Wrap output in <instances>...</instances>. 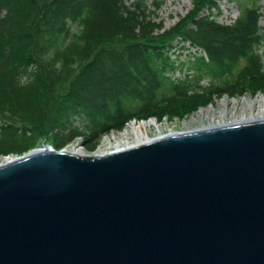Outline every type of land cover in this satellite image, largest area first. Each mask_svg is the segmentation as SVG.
<instances>
[{
    "label": "water",
    "instance_id": "water-1",
    "mask_svg": "<svg viewBox=\"0 0 264 264\" xmlns=\"http://www.w3.org/2000/svg\"><path fill=\"white\" fill-rule=\"evenodd\" d=\"M229 122L0 164V264H264V115Z\"/></svg>",
    "mask_w": 264,
    "mask_h": 264
},
{
    "label": "trees",
    "instance_id": "trees-1",
    "mask_svg": "<svg viewBox=\"0 0 264 264\" xmlns=\"http://www.w3.org/2000/svg\"><path fill=\"white\" fill-rule=\"evenodd\" d=\"M229 1L238 8L230 24L216 20L218 0H191L159 32L146 0H0V154L44 139L55 149L76 137L95 146L132 118L264 94L260 0ZM187 41L205 56L184 54Z\"/></svg>",
    "mask_w": 264,
    "mask_h": 264
},
{
    "label": "rangeland",
    "instance_id": "rangeland-1",
    "mask_svg": "<svg viewBox=\"0 0 264 264\" xmlns=\"http://www.w3.org/2000/svg\"><path fill=\"white\" fill-rule=\"evenodd\" d=\"M135 1V0H129ZM154 1H162V4L159 6L158 9L153 8L152 2ZM146 4L148 5L149 10L155 11V15L152 16V21H155L156 23H161L162 28L159 30V32H162L164 29H169L171 26H173L180 17L184 16L186 12L191 8V0H146ZM219 4V11L217 14H215V18L217 21L223 23V24H230L238 15V8L236 5L231 3L229 0H218ZM246 6L250 5V1L245 2ZM255 5L261 6L260 8V14L261 17L259 19V26L264 30V0H260ZM260 52L262 55V61L264 64V43L260 47ZM168 88L161 89L160 93H167ZM244 98H247L249 101H253L255 99H264V94H257L255 96H251L248 93L243 94H236L234 96H226L223 95L220 98H216L213 103H207L204 106H198L194 110L188 112L187 114L179 117V116H163L159 121H155V126H147L146 132L150 137L156 136L158 133H167V132H182L187 131L191 129L200 128L203 126H207L210 121L211 122H217V120L210 119L205 120L202 119L199 115V112H201V109H204L206 107H213L216 109V111L219 110L221 99H225L226 102V109H228L227 116L224 117L227 120L232 118L231 114L233 111V105L234 103H231L233 100H237L236 106L242 104ZM231 101V102H230ZM260 104L255 101L253 104L254 112L257 111ZM216 117V115L214 116ZM154 121V120H151ZM229 121V120H228ZM205 124V125H204ZM213 124V123H212ZM218 124V123H217ZM130 126L121 128L122 131H111L107 134L102 135L100 137L99 141L96 143V145H88L84 142V138H77L75 140V143L77 144V148L84 152L85 154H97V152L105 151L107 149L115 147V143L113 141L109 142L108 144L103 142V140L107 137H113L112 135L115 134L117 137V133L120 135V132H123L125 130H128ZM189 128V129H187ZM145 129V128H144ZM128 132V131H127ZM122 137V135H120ZM120 139V138H119ZM132 138L129 137V139H121L118 141V143H126V141L130 142ZM122 145V144H119ZM34 148H41L39 144L35 146ZM16 155L17 153H9Z\"/></svg>",
    "mask_w": 264,
    "mask_h": 264
},
{
    "label": "bare ground",
    "instance_id": "bare-ground-1",
    "mask_svg": "<svg viewBox=\"0 0 264 264\" xmlns=\"http://www.w3.org/2000/svg\"><path fill=\"white\" fill-rule=\"evenodd\" d=\"M242 100H243L242 101L243 103L240 105H237V106H236L237 100H233L232 102L230 101L231 103H234V105H233L234 106L233 107L234 112H232V114H231L232 118L228 119L229 121H235V120L258 117V116L264 115V99L263 98L255 99L253 101H250V100L248 101L247 98H244ZM255 101L260 104V106L256 112H254V109H253V104L255 103ZM226 102L227 101L225 99H221V103H220V107H219L218 111H216V109L213 107H206L204 109H201V112H199V115L202 119L210 120V119L216 118L214 120H217V122H211L210 121L208 124H206L207 126L214 125L217 123L229 122L226 118H224L227 116V113H228V109H226ZM215 115H216V117H214ZM147 126H155V125H154V122L150 121V120L134 123V124L130 125L128 130L120 132V135H122V137L117 133V137L115 136V134H113L112 135L113 137L105 138L103 140V142L108 144L109 142L113 141L115 143V147L107 149L105 151L97 152V154L108 152V151H111L114 149L115 150L120 149V148L129 146V145L150 139L151 137L146 132ZM203 127H205V126H203ZM187 129H189V128H187ZM162 134H164V133L160 132L156 136H161ZM129 137L132 138V140L130 142L126 141V143H118L119 140H121L123 138L128 140ZM119 144H122V145H119ZM63 150H66L69 152H74V151H77L79 149L77 148V146L68 145ZM78 152H80V151H78ZM80 153H82V152H80ZM16 156H17V154L16 155L10 154L9 156H1L0 157V164H4V163L8 162L10 159L15 158ZM19 156H21V155H18L17 157H19Z\"/></svg>",
    "mask_w": 264,
    "mask_h": 264
}]
</instances>
